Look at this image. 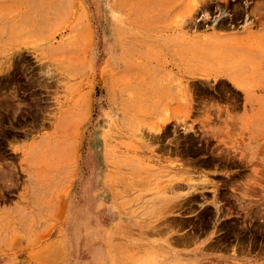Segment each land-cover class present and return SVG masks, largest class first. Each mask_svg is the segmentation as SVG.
Returning <instances> with one entry per match:
<instances>
[{"label":"rangeland","instance_id":"obj_1","mask_svg":"<svg viewBox=\"0 0 264 264\" xmlns=\"http://www.w3.org/2000/svg\"><path fill=\"white\" fill-rule=\"evenodd\" d=\"M0 264H264V0H0Z\"/></svg>","mask_w":264,"mask_h":264},{"label":"crops","instance_id":"obj_2","mask_svg":"<svg viewBox=\"0 0 264 264\" xmlns=\"http://www.w3.org/2000/svg\"><path fill=\"white\" fill-rule=\"evenodd\" d=\"M204 241L207 240L209 237L207 235H204L201 237ZM196 251V250H195ZM193 253V252H191ZM231 249H228L227 251H214L212 249L208 250H202V252H197L196 257L199 259H225V258H230L231 256ZM189 254V253H188Z\"/></svg>","mask_w":264,"mask_h":264}]
</instances>
